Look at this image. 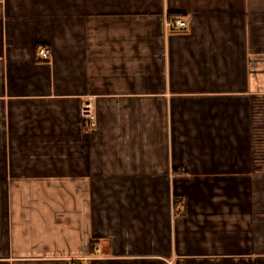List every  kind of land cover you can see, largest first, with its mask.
<instances>
[{"label": "crops", "instance_id": "crops-1", "mask_svg": "<svg viewBox=\"0 0 264 264\" xmlns=\"http://www.w3.org/2000/svg\"><path fill=\"white\" fill-rule=\"evenodd\" d=\"M0 264H264V0H0Z\"/></svg>", "mask_w": 264, "mask_h": 264}, {"label": "built area", "instance_id": "built-area-1", "mask_svg": "<svg viewBox=\"0 0 264 264\" xmlns=\"http://www.w3.org/2000/svg\"><path fill=\"white\" fill-rule=\"evenodd\" d=\"M168 26L172 27L175 31H184L187 28V22L181 17H175L167 23ZM39 55L46 59L50 56V50L47 48H41L39 50ZM82 117L87 123L88 128H93L95 126V112L91 102H87L82 108Z\"/></svg>", "mask_w": 264, "mask_h": 264}, {"label": "rangeland", "instance_id": "rangeland-1", "mask_svg": "<svg viewBox=\"0 0 264 264\" xmlns=\"http://www.w3.org/2000/svg\"><path fill=\"white\" fill-rule=\"evenodd\" d=\"M178 206V205H177Z\"/></svg>", "mask_w": 264, "mask_h": 264}, {"label": "trees", "instance_id": "trees-1", "mask_svg": "<svg viewBox=\"0 0 264 264\" xmlns=\"http://www.w3.org/2000/svg\"><path fill=\"white\" fill-rule=\"evenodd\" d=\"M177 201V200H176Z\"/></svg>", "mask_w": 264, "mask_h": 264}]
</instances>
